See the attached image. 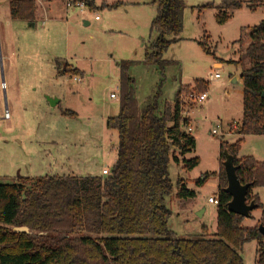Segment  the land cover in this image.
Masks as SVG:
<instances>
[{
  "label": "rangeland",
  "instance_id": "rangeland-1",
  "mask_svg": "<svg viewBox=\"0 0 264 264\" xmlns=\"http://www.w3.org/2000/svg\"><path fill=\"white\" fill-rule=\"evenodd\" d=\"M225 1L184 0L183 31L158 65L147 61L158 37L151 30L158 8L151 0H94V10L68 8L67 0H37L33 24L13 20L8 0H0V184L17 183L20 177H92L102 176L105 168L111 171L118 134L107 121L119 114V64L128 61L140 104L158 90L163 100L174 103L181 89L184 114L192 124L188 133L196 139L195 151L184 159L199 158L200 164L192 171L183 170L182 163L170 165L168 226L180 239L215 238L217 206L208 199L218 193L220 144L232 145L240 137V76L249 63L239 61L251 43V29L264 21V4H258L254 10L245 5L221 10L229 19L219 23L217 7ZM113 4L118 6L110 9ZM215 73L221 79L212 81ZM197 80L208 82L203 103L190 99ZM214 129L222 134H213ZM245 157L264 162V135L244 138L238 159ZM207 173L208 180L198 186ZM179 180L195 198L176 197ZM253 195L264 206V187L254 188ZM262 215V209L254 210L244 226H257ZM258 247L256 241L244 245V264H257Z\"/></svg>",
  "mask_w": 264,
  "mask_h": 264
},
{
  "label": "trees",
  "instance_id": "trees-1",
  "mask_svg": "<svg viewBox=\"0 0 264 264\" xmlns=\"http://www.w3.org/2000/svg\"><path fill=\"white\" fill-rule=\"evenodd\" d=\"M80 1L95 9L94 0ZM151 1L158 7L151 24L158 37L147 61L161 65L163 53L183 31L186 5L184 0ZM258 4L264 0H227L217 7V21L224 24L229 19L221 10L244 5L254 10ZM8 6L13 20L29 24L36 20L37 0H8ZM250 37L239 61L249 63L240 76L243 117L236 133L240 137L232 145L220 144L215 238L180 239L168 226L171 163H182L186 171L200 164L199 158L184 159L195 151L196 139L186 130L190 123L182 114L181 89L174 103L163 100L158 90L140 104L135 80L128 73L132 63L123 61L119 64L120 111L107 124L118 134L117 160L110 174L20 177L17 183L0 184V264H244L240 252L251 241L259 244L257 264H264V236L258 230L264 225V206L253 195L254 188L264 187V162L238 159L246 136L264 135V21L251 29ZM194 84V93H206L208 82ZM225 150L234 157L240 182L253 184L248 201L255 200L263 210L255 227H245L244 217L228 211L232 198L225 192ZM176 197L195 198L196 193L179 180ZM16 227H27L29 233L15 232Z\"/></svg>",
  "mask_w": 264,
  "mask_h": 264
},
{
  "label": "water",
  "instance_id": "water-1",
  "mask_svg": "<svg viewBox=\"0 0 264 264\" xmlns=\"http://www.w3.org/2000/svg\"><path fill=\"white\" fill-rule=\"evenodd\" d=\"M262 97L264 98V93ZM50 102L52 105L56 104L54 100H50ZM224 156L225 160L223 161V166L228 182L225 192L232 198L228 204V211L240 215L245 219H250L252 217V212L259 207V204H257L255 200L248 201V192L253 184H242L237 176V167L234 165V157L229 154L227 150L224 151ZM13 230L15 232L29 233L27 227H16ZM258 230L264 236V225L259 226ZM59 237L64 238L66 236L60 235Z\"/></svg>",
  "mask_w": 264,
  "mask_h": 264
},
{
  "label": "built area",
  "instance_id": "built-area-1",
  "mask_svg": "<svg viewBox=\"0 0 264 264\" xmlns=\"http://www.w3.org/2000/svg\"><path fill=\"white\" fill-rule=\"evenodd\" d=\"M66 7H68V8L78 7L81 10H83L84 8L87 7V5H86L85 2L80 1V0H67ZM210 78H211L212 81H217V80L221 79V76L218 73H215L213 76L211 75ZM195 97H194V93H193V94H191L190 99H194L198 103H203L207 99L206 93L199 94L198 96H195ZM111 98H115V95L112 94L111 95ZM181 102H182V106L181 107H182V110H183L182 114H183L184 117L188 118L187 117V114L186 115L184 114V102H183V98H181ZM5 116L6 117L9 116L8 112H6V115ZM186 130L188 132L192 131V126L190 124L187 125ZM212 133L213 134H220V135L222 134L219 130H216V129H214L212 131ZM109 174H110V171L107 168H105V169L102 170V176H108ZM208 202L210 204H215L217 206L218 205V197L217 196L215 198L210 197L208 199Z\"/></svg>",
  "mask_w": 264,
  "mask_h": 264
},
{
  "label": "crops",
  "instance_id": "crops-1",
  "mask_svg": "<svg viewBox=\"0 0 264 264\" xmlns=\"http://www.w3.org/2000/svg\"><path fill=\"white\" fill-rule=\"evenodd\" d=\"M44 9V8H43ZM87 25V24H86ZM58 65H59V63H58ZM216 66H221L220 64H216ZM81 73V72H80ZM78 75H81V74H78ZM114 99V98H113ZM189 123H190V125L192 126V124H191V120L189 119ZM107 124H108V121H107ZM246 220H248V219H246Z\"/></svg>",
  "mask_w": 264,
  "mask_h": 264
}]
</instances>
